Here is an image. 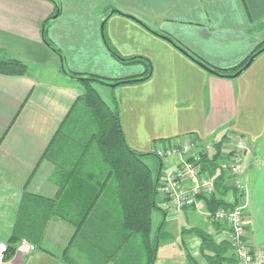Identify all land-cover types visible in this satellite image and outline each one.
Returning a JSON list of instances; mask_svg holds the SVG:
<instances>
[{"label":"crops","instance_id":"1","mask_svg":"<svg viewBox=\"0 0 264 264\" xmlns=\"http://www.w3.org/2000/svg\"><path fill=\"white\" fill-rule=\"evenodd\" d=\"M154 33L174 37L211 69H233L264 43V0H0V59L29 69L0 75V241L15 249L13 264H134L133 254L121 256L124 234L114 190H104L87 217L89 194L79 187L62 190L70 176L65 156L59 145L50 147L85 92L70 75L109 83L145 77L146 64L119 57H142L153 67L148 80L113 89L132 150L149 154L158 141L193 137L214 154L228 134L246 139L247 230L251 243L264 249V53L240 77L225 78ZM83 165L72 178L99 188L92 175L98 171L91 177ZM225 200L233 203L234 193ZM47 209L50 220L41 234ZM206 211L201 201L166 215L159 231L182 220L188 229L226 241L227 230L212 224ZM15 236L34 251H16Z\"/></svg>","mask_w":264,"mask_h":264},{"label":"trees","instance_id":"2","mask_svg":"<svg viewBox=\"0 0 264 264\" xmlns=\"http://www.w3.org/2000/svg\"><path fill=\"white\" fill-rule=\"evenodd\" d=\"M161 36L167 38L175 47L181 49L179 44L173 39L164 35ZM46 43L61 57L60 52L52 44L47 41ZM262 49H264V43L241 65L226 70L211 69L206 63L190 55L184 49H181V51L207 69L223 76H231L240 71L250 58ZM115 55L118 56L117 54ZM119 59L125 64H146L148 66L147 74L143 79L121 80L113 83H109L98 77L85 78L82 75H70L80 81L88 82L89 86L84 94L74 103L53 137L50 147L54 145L57 147L59 145V152L65 156L63 160H65L66 164L63 165L70 176L65 180L62 190H69L70 187H79L89 194L88 205L85 210L87 217L96 208L103 191L106 189L114 190V194H116L115 199L118 201L121 212L124 234V247L121 256L126 255L127 257H131L130 254H133L134 264H141L143 261L145 264H155L159 250V239L158 237H152L153 225L151 215L155 210H162L158 202V192L161 175L159 174L160 162L163 163L164 159L158 158L160 161L159 168L156 173H153L152 169L143 162V158L149 155H156L154 153L141 154L130 148L123 131L118 101L114 99L113 105H109L97 94L93 84H90L92 82L101 85L118 84L119 86L121 84L139 83L150 78L153 67L149 60L142 57H119ZM28 70V67L23 63L0 59V75H25L28 73ZM158 142L167 143L169 141ZM221 145L222 142L214 146L217 153L213 156L212 160L208 158L204 159L205 169L211 175L216 171V161L220 157ZM84 163L91 168L88 169L90 170L89 174L91 177L93 175L96 178L95 181L100 184L99 188H97L96 184L92 185L87 181H78L72 178L79 171L78 169L85 168ZM94 170H97L99 175L96 174L97 176H95L92 173ZM216 186L217 195L205 199L206 209L209 212L233 205L225 200L230 191L222 185L221 178L217 179ZM44 202V204H48L45 206L46 208L52 207L51 203H47L48 201ZM50 210L52 209H47L41 215V218L44 220L43 227L39 231L41 234H43L46 224L50 220V214L48 213ZM162 211L165 217L166 212L165 210ZM212 223L217 224L214 221ZM165 224L166 221L164 220L161 225L164 227ZM187 232L200 239V254L208 264H236L235 254H233L230 245L226 241L215 240L214 237L198 228H193ZM158 233L156 232L155 236ZM19 240L20 238L16 236L12 238L13 243L20 242ZM14 254L15 249L9 247L8 258H13Z\"/></svg>","mask_w":264,"mask_h":264},{"label":"built area","instance_id":"3","mask_svg":"<svg viewBox=\"0 0 264 264\" xmlns=\"http://www.w3.org/2000/svg\"><path fill=\"white\" fill-rule=\"evenodd\" d=\"M220 157L216 161L213 175L205 169L204 159H213L217 153L210 152L193 137L179 139L175 142L156 143L153 153L160 159L176 158L173 168L163 172L159 178L158 202L165 204L167 216H176L184 210H191L199 202L217 195L216 182L222 179V185L234 193L233 205L221 207L205 215L226 230V242L235 254L236 264H264V249L256 248L250 241L246 223V188L242 181L246 139L239 134H228L221 141ZM34 246L26 241L18 244L16 251L29 255ZM9 246L0 241V264H13L9 259Z\"/></svg>","mask_w":264,"mask_h":264},{"label":"rangeland","instance_id":"4","mask_svg":"<svg viewBox=\"0 0 264 264\" xmlns=\"http://www.w3.org/2000/svg\"><path fill=\"white\" fill-rule=\"evenodd\" d=\"M171 38L177 43H179V41L174 37ZM74 79L78 80L76 78ZM80 82L82 83L83 89L86 90L89 86L88 82H83V81ZM90 84L91 85L93 84L95 91L105 102L111 105L113 104L112 94H113L114 84L101 85V84H94L92 82ZM209 152L212 153L213 149L210 148ZM143 162L152 169L153 173L157 172L160 162L158 157L149 155L143 158ZM175 162H176V158L173 157L169 159H165L164 164L166 165V168L163 170V172L169 170L168 167L170 166L171 163H172L171 166L173 164L175 166L176 164ZM159 206L162 210H165L166 207L165 204H159ZM162 210H156V214H155L156 216L154 218V224L155 225L158 224L157 227L159 228L164 221V212ZM185 223L182 224V220H179V224L176 222L172 223V221H170L171 226L170 224H167L166 228H161L160 231L159 228L155 229L157 233L159 232L156 236L152 235V237L153 236L154 238L158 237L159 239V250L155 264H208L204 259V257H201L200 254V244H201L200 239L187 232L188 230L191 229H188L190 226L187 225V223L186 224ZM214 239L218 240V238H214ZM141 264H145V262L143 261L141 262Z\"/></svg>","mask_w":264,"mask_h":264},{"label":"water","instance_id":"5","mask_svg":"<svg viewBox=\"0 0 264 264\" xmlns=\"http://www.w3.org/2000/svg\"><path fill=\"white\" fill-rule=\"evenodd\" d=\"M155 35L165 39V40H168L167 38L157 34V33H154ZM264 53V49H262L261 51H259L258 53H256L255 55H253L250 60L248 61V63L240 70L238 71L237 73H235L234 75H231V76H223V75H220L219 73L215 72V71H212L210 69H207L206 67H204L202 64H199L200 66H202L203 68L207 69L210 73H213L217 76H220V77H226V78H232V79H235V78H238L240 77L243 73H245L252 65L253 63L256 61V59L262 54ZM117 85H113V88L117 87ZM162 168H163V163L160 162V171H159V174H161V171H162Z\"/></svg>","mask_w":264,"mask_h":264}]
</instances>
